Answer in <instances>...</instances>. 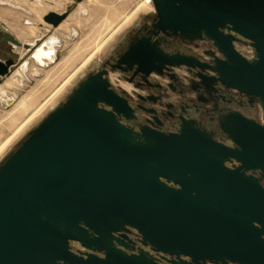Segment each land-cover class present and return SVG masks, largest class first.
Returning a JSON list of instances; mask_svg holds the SVG:
<instances>
[{"label": "water", "instance_id": "95a60500", "mask_svg": "<svg viewBox=\"0 0 264 264\" xmlns=\"http://www.w3.org/2000/svg\"><path fill=\"white\" fill-rule=\"evenodd\" d=\"M208 2L153 0L164 30L214 40L227 56L212 70L224 84L255 95L264 110V1ZM67 15L50 11L44 20L56 27ZM226 27L253 41L254 59L224 49ZM3 30L6 40L21 45ZM10 64L0 61V75ZM120 105L103 71L91 75L0 164V264H157L144 251L128 255L111 248L113 232L127 227L165 253L264 264V188L224 167L237 152L191 127L182 134L136 132L116 118ZM233 133L243 147L240 160L264 171V123ZM187 172L197 178L209 173L202 185L220 197L214 214L189 212L184 206L193 197L160 178L185 184ZM71 241L111 249L105 258L83 257L71 250Z\"/></svg>", "mask_w": 264, "mask_h": 264}, {"label": "flooded vegetation", "instance_id": "af4514ba", "mask_svg": "<svg viewBox=\"0 0 264 264\" xmlns=\"http://www.w3.org/2000/svg\"><path fill=\"white\" fill-rule=\"evenodd\" d=\"M208 1H211L209 6L220 5L218 0ZM259 5L264 8V5ZM6 33L0 25V52L4 54L0 56V61L5 64L8 60L12 61L7 73L0 75V84L12 72V67L24 62L23 57L21 61H16L14 44L5 39ZM222 34L225 50L233 49L246 59L256 57L251 39L228 27L222 30ZM226 56L214 40L205 35L164 30L153 4V9L135 20L109 50L100 66L87 77L103 71V77L109 81L122 104L121 109L116 110V118L128 128L136 132L151 129L166 134H182L185 128L184 132L189 133V127L201 131L216 143L237 152V155L225 158V168L237 171L246 178H256L264 188V171L240 160L239 153L243 147L233 133V129L247 127L250 122L264 123L263 105L255 95L224 84L212 70L216 60H223ZM101 105L112 110V105L106 102H101ZM199 175L200 178H197L187 172L186 179L182 180L185 184L160 178L169 187L184 190L193 197L185 206L175 204L174 207L181 209L184 206L195 215H212L213 209L221 207L215 201L220 197H215L202 185L209 173L200 172ZM113 236L111 248L128 255H139L144 251L157 264H241L229 259L195 261L185 254L165 253L145 242L132 227L114 231ZM70 248L79 256L87 257L91 253L100 258H105L111 249L93 250L77 241H71Z\"/></svg>", "mask_w": 264, "mask_h": 264}, {"label": "rangeland", "instance_id": "374dc122", "mask_svg": "<svg viewBox=\"0 0 264 264\" xmlns=\"http://www.w3.org/2000/svg\"><path fill=\"white\" fill-rule=\"evenodd\" d=\"M142 1L143 0H95L93 3L87 5V13L85 15H82L84 17H80L78 19L79 21H73L74 23H69L70 27L67 29V33L60 35L57 61L63 63L64 60L68 59V57H70V55L74 53L73 59L68 62L70 63V65L66 66L65 71L62 69L57 70L54 75L55 71H49L53 65L51 64L48 68H46V71L48 72L44 71L46 73H51L48 75V83L46 86H42L39 83V81H41L44 77V72H42L39 78L32 77L27 82L25 88L20 91L18 96L20 98L28 91L36 88L38 90L37 93L39 92V101L43 103L50 96V91H52V89L59 88L60 85H62L73 74L75 76H72L71 81L67 83L63 91L57 97H55L52 102L47 104V106L38 115H36L26 126V128L22 130L7 146L4 153L0 156V164L13 150L18 147L20 142L25 138V136L31 129H33L54 108L61 105L69 97L73 90L76 89L79 84L88 76V74L100 66L104 58L109 53V50L121 38V35L126 30H128L132 26V24H134L135 20L144 12H148H142V10H140L136 14V16L132 17L127 23H125L126 15L129 14L128 16H130V14L135 13L138 5H140ZM77 3L79 2L71 0L69 3H67V5H65V9L60 10L59 13L68 11L69 15L76 8ZM8 5L9 4L0 3V24L21 42L22 39L21 37H19V32H26V19L33 18L36 20L37 17L30 14L28 15L26 9H23L25 7L15 9V7H11L10 5ZM111 7H117V16L111 15ZM68 15L66 17H68ZM64 20L62 22H64ZM106 24L107 26H105ZM34 25H37L40 28V31L42 30V27H48V31L42 39H45L48 35L52 34L55 28L44 20V16L41 23L37 22ZM71 29L73 30V34L70 33L71 31L68 32ZM27 37L28 40H32L34 38V36L32 35H27ZM72 48L73 52H71ZM31 51L32 50H30L29 52L27 51L23 56L24 61L27 59V57L29 58V55H31ZM3 55L4 54L0 52V56L3 57ZM15 56L17 62L21 61L22 57L19 55L18 51H15ZM22 64H20L19 66H21ZM32 64L33 63L31 62V65ZM19 66L17 67L16 65L12 67V72L17 70ZM59 71L61 72L60 74L58 73ZM12 72L8 75L12 74ZM8 75L6 77H8ZM6 77L3 78L2 83L6 80ZM9 108L10 107L0 110V140L2 138L10 136L13 132L11 116L8 114ZM31 113L32 111H30L28 115H30ZM27 117L28 116H26V118ZM21 119L22 118H19L17 121H15L14 124L19 125Z\"/></svg>", "mask_w": 264, "mask_h": 264}, {"label": "bare ground", "instance_id": "6f19581e", "mask_svg": "<svg viewBox=\"0 0 264 264\" xmlns=\"http://www.w3.org/2000/svg\"><path fill=\"white\" fill-rule=\"evenodd\" d=\"M70 1L71 0H0V3L9 4L11 7H15V9L16 8L20 9L25 7L23 9L24 10L26 9L28 15L30 14L37 17L36 20L33 18L26 19L25 22L26 32H19V37H21L23 42L21 41L22 42L21 45H17V44L13 45L15 51H18L21 57H23L26 54V52L30 50H32L31 55H29V58L27 57L24 63L21 66H19L17 70L12 72V74L8 75V77H6V80L0 84V110L10 107L8 109V114L11 116V124L13 125V132L11 133V135L2 138L0 140V156L4 153L7 146L13 141V139L22 130L26 128V126L32 121V119L36 115H38L47 106V104L52 102L53 99L63 91L67 83L71 81V78L74 75L73 74L72 76H70L67 80L65 79L66 81L62 85H60L59 88L52 89V91H50V96L43 103L39 101V95H38L39 92L37 93L38 90L36 88L28 91L20 98L18 96L20 91L23 88H25L27 82L32 77L39 78L42 72L46 71V68H48L51 64L53 65L49 71L51 72L55 71L54 75L57 70L62 69L65 71L66 66L70 65V63L68 62L73 59L74 53L70 55L68 59L64 60L63 63L57 61L58 47L60 44V35L67 33V29L70 27L69 26L70 22L79 21L78 19L80 17H84L82 15H85L87 13L88 10L87 5L93 3L95 0H82L79 3H77L76 8L68 15V17H66L64 22L56 26L54 28V32L48 35L45 39L42 38L46 35L48 31V27L44 25L45 27H42V30L40 31L39 30L40 28L37 25H34L37 22L41 23L43 16L48 12L54 11L59 13L60 10L65 9V5H67V3H69ZM152 9H153V0H143L141 4L138 5L135 13H133L134 12L133 11L132 12L133 14H130V16H128L129 14L126 15L125 23H127L132 17L136 16V14L140 10H142L143 12ZM110 13L112 16H117L118 15L117 7L116 8L111 7ZM105 26H107V24ZM68 32L73 34L72 29L69 30ZM27 35H32L34 36V38L32 40H28ZM25 44H29L28 47H25ZM71 52H73V48ZM31 62L33 63L32 65ZM46 72H44V77L42 80L38 79L41 80L39 81V83L42 86L47 85L48 75L51 74L50 72L49 73ZM58 73L60 74L61 72L59 71ZM30 111H32V113L28 115ZM26 116L28 117L26 118ZM19 118H22L21 122H19V125L14 124L15 121H17Z\"/></svg>", "mask_w": 264, "mask_h": 264}]
</instances>
